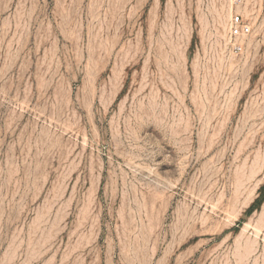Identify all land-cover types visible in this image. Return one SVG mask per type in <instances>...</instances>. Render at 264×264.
Returning <instances> with one entry per match:
<instances>
[{
	"label": "rangeland",
	"instance_id": "rangeland-1",
	"mask_svg": "<svg viewBox=\"0 0 264 264\" xmlns=\"http://www.w3.org/2000/svg\"><path fill=\"white\" fill-rule=\"evenodd\" d=\"M0 264H264V0H0Z\"/></svg>",
	"mask_w": 264,
	"mask_h": 264
},
{
	"label": "built area",
	"instance_id": "built-area-1",
	"mask_svg": "<svg viewBox=\"0 0 264 264\" xmlns=\"http://www.w3.org/2000/svg\"><path fill=\"white\" fill-rule=\"evenodd\" d=\"M252 22L242 13L232 15L229 23L228 41L230 48L235 53H241L244 49V40L251 34Z\"/></svg>",
	"mask_w": 264,
	"mask_h": 264
}]
</instances>
